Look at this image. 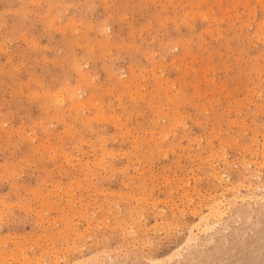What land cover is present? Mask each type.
Masks as SVG:
<instances>
[{
	"label": "rangeland",
	"instance_id": "374dc122",
	"mask_svg": "<svg viewBox=\"0 0 264 264\" xmlns=\"http://www.w3.org/2000/svg\"><path fill=\"white\" fill-rule=\"evenodd\" d=\"M262 144L264 0H0V264H264Z\"/></svg>",
	"mask_w": 264,
	"mask_h": 264
},
{
	"label": "bare ground",
	"instance_id": "6f19581e",
	"mask_svg": "<svg viewBox=\"0 0 264 264\" xmlns=\"http://www.w3.org/2000/svg\"><path fill=\"white\" fill-rule=\"evenodd\" d=\"M79 93V91H78ZM75 94H77V92H75ZM75 94H72L70 95V98H71V101L76 103V97H75ZM78 98V97H77ZM60 102L63 103L64 100L63 98L61 97L60 99ZM79 102V100L77 101V103ZM81 104V102L79 103ZM77 105V104H76ZM81 108V106H79ZM263 145V144H262ZM264 146V145H263ZM263 160H264V149H263V156H262ZM258 163V162H257ZM264 166V165H262ZM261 166V168H262ZM258 175V174H257ZM215 178L218 179V180H221L219 183L222 184V176L221 174H218V175H215ZM255 178V177H254ZM258 178V177H257ZM239 185V184H238ZM241 186V185H240ZM244 186V185H243ZM247 186V185H246ZM251 186V185H250ZM239 187V186H238ZM229 188V187H228ZM233 188L235 189L233 191V196L235 199H237L238 201H244L246 200L247 197H249L248 195H245L243 194V192H241V187L239 189H236L235 186H233ZM243 188V187H242ZM232 189V188H231ZM229 188V190H231ZM244 189V188H243ZM246 189V188H245ZM224 191H228V189H224ZM232 191V190H231ZM250 191V190H249ZM251 192V191H250ZM256 192H252L250 196V198H253V199H257V196L255 194ZM250 195V193H249ZM263 196V195H261ZM260 196V197H261ZM252 199V201H253ZM259 199V198H258ZM225 194H222L219 196L218 199H213L209 202L208 204V208H207V212L206 214H203L201 216L198 217V219L192 224L190 225L189 227V236H188V239H187V242H191L193 240V238L195 237L194 235L197 236V234L199 232L203 233V234H209V236L211 235L210 232L213 231V228L217 225V224H220V222L227 216V210L225 208V206L227 207V205L225 204ZM251 200V199H250ZM236 201V200H235ZM247 201V200H246ZM255 201V200H254ZM264 201V200H262ZM257 202V200H256ZM247 203V202H246ZM260 203V202H258ZM232 204V203H231ZM256 204V203H255ZM231 206V205H230ZM192 216H195L192 214ZM210 218H214L216 221L213 225L210 224L209 222V219ZM188 246V245H187ZM178 251V250H177ZM13 253V252H12ZM174 256V255H173ZM24 257V256H23ZM14 258V257H13ZM26 259V258H25ZM172 259V256H168V257H164V258H150L148 260L149 264H164V262H167V261H170ZM14 260H17V259H14ZM23 260V259H22ZM19 261V260H17ZM21 261V260H20ZM25 263H27L26 260H23ZM83 260H77V261H74L76 263H72V264H79L80 262H82ZM20 263V262H19ZM23 264V262H22ZM28 264H30V260L28 262ZM37 264V263H36Z\"/></svg>",
	"mask_w": 264,
	"mask_h": 264
},
{
	"label": "snow or ice",
	"instance_id": "6c2138e0",
	"mask_svg": "<svg viewBox=\"0 0 264 264\" xmlns=\"http://www.w3.org/2000/svg\"><path fill=\"white\" fill-rule=\"evenodd\" d=\"M49 54L50 55H53V60H56L57 59L53 53L50 52Z\"/></svg>",
	"mask_w": 264,
	"mask_h": 264
}]
</instances>
